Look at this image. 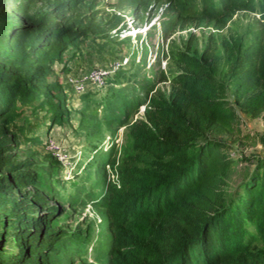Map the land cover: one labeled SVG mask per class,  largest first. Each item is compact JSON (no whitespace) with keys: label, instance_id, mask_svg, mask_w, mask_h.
Wrapping results in <instances>:
<instances>
[{"label":"trees","instance_id":"obj_1","mask_svg":"<svg viewBox=\"0 0 264 264\" xmlns=\"http://www.w3.org/2000/svg\"><path fill=\"white\" fill-rule=\"evenodd\" d=\"M15 1L20 19L0 12V122L13 118L17 105L22 107L19 114L44 107L55 116L51 106H59L60 98L45 95L48 89L41 81L57 62L66 69L83 39L61 20L35 10L39 0ZM199 1L201 19L222 26L240 11L264 20V0ZM172 4L123 2L142 22L153 11H171ZM226 48L233 61L231 75L238 78L244 71L242 48L230 43ZM67 52L71 55L65 60ZM175 61L180 71L170 80L169 98L154 94L157 85L169 81L164 71L154 80L124 86L119 69L107 81L112 88L104 102L106 120L122 114L121 125H128L147 105L144 118L131 124L141 166L126 168L120 188L113 187L118 209L111 223L110 263L264 264L259 247L264 245V161L232 196L224 187L223 177L234 161L222 138L242 131L237 113L218 97L211 75L216 45L209 43L200 57L180 53ZM92 89L83 95H91ZM242 95L239 86L238 105ZM262 114L264 121V106ZM16 148L14 140L0 134V193L37 185L35 174L27 172L31 164L14 155ZM25 197L31 202L0 197V264H52L51 253L63 232L51 225L53 215L43 198L32 193Z\"/></svg>","mask_w":264,"mask_h":264},{"label":"rangeland","instance_id":"obj_2","mask_svg":"<svg viewBox=\"0 0 264 264\" xmlns=\"http://www.w3.org/2000/svg\"><path fill=\"white\" fill-rule=\"evenodd\" d=\"M123 2L39 0L35 10L51 14L82 35L78 55L66 69L62 63H55L41 81L48 89L45 95L60 98L59 106H51L55 116L44 107L35 113L27 109L20 115L22 107L17 105L14 117L0 122V134L9 136L17 145L13 152L16 158L29 162L31 170L27 172L37 177L36 187L2 192L0 197L23 198L30 203L25 195L32 193L45 200L53 215L51 225L63 232L51 253L52 264H111V223L118 209L113 187L120 188L126 168L141 166L142 157L133 148L131 124L144 118L147 105L128 125H121L122 114L121 118L106 120L104 102L111 83L83 95L73 82L93 69L127 62L120 68L124 86L142 78L154 80L164 71L169 81L157 85L154 94L169 98L170 80L180 71L175 57L180 53L200 57L214 42L216 62L210 70L216 91L237 113L242 131L241 135L222 138L228 144L227 156L234 161L223 177L228 193L232 196L256 165L264 161L261 16L240 11L222 26L220 21L201 19L199 0H173L171 11H153L151 18L142 22L134 8ZM18 6V1L0 0V12L20 19L15 11ZM227 43L242 48L244 71L238 78L231 75L233 61ZM70 55L67 52L64 59ZM239 86L243 93L241 105L236 100ZM259 247L264 252V245Z\"/></svg>","mask_w":264,"mask_h":264},{"label":"built area","instance_id":"obj_3","mask_svg":"<svg viewBox=\"0 0 264 264\" xmlns=\"http://www.w3.org/2000/svg\"><path fill=\"white\" fill-rule=\"evenodd\" d=\"M126 63L120 62L115 66H113L112 68L93 69L87 75L83 76L79 80L73 81L77 91L82 94L88 90V87L89 88L106 87L109 77L116 72L115 70H119L121 67L126 65Z\"/></svg>","mask_w":264,"mask_h":264}]
</instances>
